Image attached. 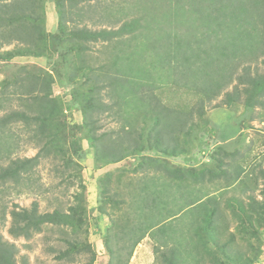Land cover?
I'll use <instances>...</instances> for the list:
<instances>
[{
  "label": "trees",
  "instance_id": "16d2710c",
  "mask_svg": "<svg viewBox=\"0 0 264 264\" xmlns=\"http://www.w3.org/2000/svg\"><path fill=\"white\" fill-rule=\"evenodd\" d=\"M90 1L0 0V49L15 45L12 51L0 53V75L4 76L0 80V193L9 184L17 187L25 175L47 160L54 162L56 175L61 179L56 187L66 179H74L88 154L77 141L86 140L92 150L94 170L128 157L139 158L136 171L142 173V179L130 178L123 185L121 181L116 186L120 191L117 199L108 188L109 173L100 179L102 193L112 203L109 217L113 211H120L121 219L126 222L130 214L132 223L133 214L138 212L136 205L142 209L140 197L150 214L182 200L190 207L205 204L210 209L207 215L212 227L203 228L208 222L195 219L192 235L197 247L202 246L196 250L192 264H261L264 165L257 166V174H247L243 168L230 164L240 154L226 152L223 147L211 153V165L201 158L207 143L202 137L207 130L205 106L216 109L241 105L246 113L255 107L264 111V73L257 64L252 67L259 60L264 66V0H125L124 7L104 5L101 9V19L119 23L114 31L92 30L85 24L79 27L85 14L70 13V18L65 15L67 6L72 9ZM46 2L54 3L59 19L58 31L50 38L43 24ZM66 21L73 25L68 32ZM127 34L132 35L127 38ZM67 42L71 44L70 53L79 58L75 67L67 71L66 83H58L67 90L70 101L52 95L53 77L41 66L10 63L15 56L47 60L55 47L66 48ZM102 42L116 45L103 64L85 54L89 43ZM166 88L185 90L197 98L192 108L198 117L196 122L191 119L190 110H182L179 103L171 98L167 103L161 100L158 93ZM220 96V103L211 105ZM102 97L108 99L107 103H102ZM66 108L80 113L79 126L66 129ZM103 111H108L113 120L118 119L120 126L97 134L96 124ZM242 122L243 119L235 124ZM199 123L203 128L199 129ZM18 125L31 132V145L37 150L32 158L14 157L20 148L19 135L15 133ZM80 131L83 139L77 137ZM224 158L231 159L226 162ZM184 159L191 165H183ZM150 173L152 176H148ZM160 179H164L167 193L162 204L149 194L150 189L161 186ZM259 180L261 199L257 200L253 193ZM168 186L177 187V192L169 193ZM186 191L188 195L182 194ZM99 211L101 216L107 214L102 207ZM6 214L10 218L11 238L29 241L45 227H52L60 235H68L60 239L66 248L56 252L57 261L72 264L76 256L84 253L90 254L88 264H93L94 253L79 239L85 233L82 196L76 195L66 208L59 205L45 213L38 211L36 203L30 209L15 206L7 213L3 206L2 225ZM230 221L235 223L233 231L227 225ZM110 227L114 230L117 225L111 223ZM153 228L146 227L143 235L154 240L155 262L187 264L182 260L181 244L165 238V231L158 237L151 232ZM135 235L127 248L128 260L144 238ZM237 239L244 242L243 252L235 248ZM17 250L14 243L3 241L0 235V264H28L24 257L16 260ZM109 250L114 261L121 264V254L115 256Z\"/></svg>",
  "mask_w": 264,
  "mask_h": 264
},
{
  "label": "rangeland",
  "instance_id": "374dc122",
  "mask_svg": "<svg viewBox=\"0 0 264 264\" xmlns=\"http://www.w3.org/2000/svg\"><path fill=\"white\" fill-rule=\"evenodd\" d=\"M100 1L103 0H91L87 4L81 3L76 6L77 8L74 7L72 9L67 6L65 15H67V18H70V13H75L76 15L78 14V16L80 14H85V18L81 19L83 21L82 24L78 25L79 27L85 24L87 28L92 30L113 29L114 31V29L119 26V23L114 24L110 18H107V20L101 19V9L105 8L104 5H109L110 7H124L125 0H105L108 3H99ZM44 10L45 20L43 24L48 33L47 35L50 38V36L54 35L58 31L57 25L59 19L58 15L56 14V8L53 2H46ZM67 21L65 28L66 32L72 29L73 26L71 22ZM132 34H127V38ZM70 45L71 44L68 43L66 47L65 44L64 46L66 48L55 47L47 60H44L43 58L35 59L15 56L10 63L11 65L16 66H22L28 63L41 66L48 74H51L53 77L52 95L59 96L63 99V101L67 102L70 101L68 92L58 83H66V76L69 75L67 71L69 68L73 69L75 64L79 61V58L76 57L74 53H70ZM14 48L15 45H6L1 47L0 53L4 51H12ZM88 48L89 50L88 52H85V54L90 55L93 58H97V61L103 64L105 63L107 57L110 54L112 55L113 48L115 49L116 45L113 42H102L100 44L89 43ZM128 52L131 51L128 50ZM49 62L51 63L48 64ZM261 63V60H259L252 67H255L257 64L256 67L259 70L262 69V72L264 73V66ZM2 77L4 76L0 75V80ZM166 89L167 90L163 91L162 93H158V96L161 98V100L164 103H167V101L169 102L171 98L173 102L179 103L182 107V110H190L191 119L196 122L198 117L192 111V108L195 105L197 98L189 93H186L185 90L178 91L171 88ZM221 98V96L217 98L211 103V105L220 103ZM107 101L108 99L102 97V103H107ZM66 109V111L64 110L63 116L66 129L69 130L79 126L81 123L80 113L74 109L71 110V108ZM108 115V111H103L101 113L100 119L96 124L97 127L99 126L97 134L119 128L120 125L118 119L117 121L113 120ZM249 116L252 117V120H249ZM204 118L207 121L205 124V128L207 130L206 135H202V137L207 143L205 144L206 152L202 156L201 161H207V163L211 165L213 160H211L209 156L215 150L218 151V147H223L226 152H236L237 154H240L236 159H234L235 161L233 164L230 163L232 166L237 167L238 169L243 168L245 171H247V174H257V166L264 165V111H262V108L255 107L250 113H246L245 108L241 105L224 106L216 109H212L210 106H205ZM242 119L244 121L242 122V125L235 124V122H239ZM140 125H137V127L140 128ZM234 125L236 127H234ZM17 127L18 128L15 129V133L16 135H19L20 148L19 151L15 153L14 157L24 159L34 157V155L37 153V150L31 145V132H25L19 125ZM199 127V129H201L203 128V125L199 123ZM83 135V131L78 132V139H83ZM74 139L78 140L77 138ZM77 142L78 146H81L83 151L87 152L88 154L87 158H85L82 162L81 170H77L74 174V179H66L65 182L56 187L61 179L56 175L54 162L51 160L42 161L28 176L25 175L21 179V182L17 187L13 184L5 186L6 188L0 193V209L4 206L5 212L7 213L8 211L14 209L15 206L19 207L20 209H30L32 204L36 203L38 204V211L40 213H45L48 211L51 212L56 206L59 205L66 208L67 206L71 205L76 195L82 196V205L86 211V217H84L85 233H82L79 236V239L88 244L91 251L94 253L95 260L93 264H117L114 261L113 255H111L109 249L114 251L116 254L115 256H117V253L119 255L121 254V264H158L157 261L155 262V256L152 251L153 246L155 245L154 240H152L148 235H143V233H145L148 228L153 227L154 228L151 230V232L156 233L158 237H161V233L165 231V238H169L181 244V250L184 254V258L182 259L183 263H194L193 259L196 256V250L199 251V248L202 246L201 244H198L197 247V242L192 235L193 228L196 225L195 219L199 222H208L207 225L203 226V228L212 227L210 224V217L207 215V213L210 211L209 207L205 204L192 207L186 206L185 203H182L184 201L182 200L181 202L179 201V204L178 202H174L172 207H167L165 210H160L159 208L150 214L146 208H144V199L140 197L142 209H139L140 205H136L138 208L136 210L138 212L133 214L132 223L129 222L131 218L130 214L129 218H127V221L125 222L120 217V211H113L112 215L109 217V208L112 206V203L106 199V193H102L103 186L100 179L105 173H109L110 178L108 188L110 194H120V191L118 189L116 190V186H118L121 181L122 183L120 185H123V182L130 178L137 177L142 179V173L136 171L137 165L139 164V158L128 157L117 164L94 170L92 150L89 147V144L86 140H78ZM186 157L190 159V156ZM74 159L76 160L77 158L75 157ZM224 159H226L225 161L227 162L231 158ZM187 160L188 159L183 160V165L186 167L191 165V163L187 162ZM181 161L177 160V162ZM118 176H120V180ZM148 176H152V174L150 173ZM250 176L253 177L252 175ZM163 180H159L161 186L157 185L154 190H149L150 195H155L156 198H154V200L156 202H161V204L163 198L167 194L165 193V187H163ZM66 185L69 187L67 188ZM253 185L254 183L251 184V187ZM260 187L261 185L259 180L257 183V190H255L253 193L257 200L261 199L258 194V188ZM176 189L177 187L175 186H168L169 193H176ZM136 192L138 193L139 190L136 189ZM182 194L188 195L187 191L185 193L182 192ZM227 196L228 195H226V197ZM117 198L118 197L116 195L115 199ZM189 200V198L186 199V201ZM101 207L106 210L107 214L105 213L101 216L99 211ZM140 210H142V213ZM126 211L127 212L125 213H129L128 210ZM173 215H176V217L174 218ZM226 217L229 218L228 214ZM5 218L6 220L4 224H0V235L2 236L3 241L14 243V246L18 249V254L16 256L17 261H19V258L24 257L26 258L28 264H67L65 262L57 261L55 256L57 251L64 250L66 248L60 239L66 238L68 235L62 236L58 233L57 229L45 227L41 233L34 235V237L29 241H26L23 238L13 239L8 234L10 218L7 214ZM162 219L168 220H166V223L164 224H159L160 220ZM111 223H116L117 225L114 230L110 229ZM227 225L231 231L234 230L235 223L230 221L229 223L227 222ZM146 227L147 229L144 231ZM135 234L139 236L142 235L144 238L136 247H134L130 259L128 260L127 248L131 242L130 238ZM196 238L198 239V237ZM261 239L262 253L260 255V259L262 260L261 264H264V233L261 235ZM116 240L124 241L123 245L125 249L122 244H117ZM119 248H121V251H118ZM235 248L238 251L242 250L243 252L245 250L244 242L242 243L237 239ZM89 260L90 254L82 253L76 256L75 262L72 264H88Z\"/></svg>",
  "mask_w": 264,
  "mask_h": 264
}]
</instances>
